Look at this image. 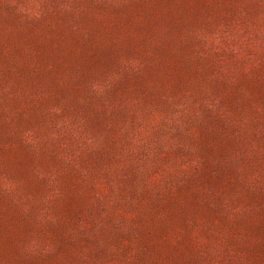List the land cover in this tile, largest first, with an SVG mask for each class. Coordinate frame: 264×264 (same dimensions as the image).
Instances as JSON below:
<instances>
[{
    "label": "rangeland",
    "instance_id": "1",
    "mask_svg": "<svg viewBox=\"0 0 264 264\" xmlns=\"http://www.w3.org/2000/svg\"><path fill=\"white\" fill-rule=\"evenodd\" d=\"M220 1L156 27L132 17L152 0H87L113 20L103 40L134 48L99 72L90 7L0 0L1 51L29 68L0 77V215L24 225L1 264H264V0ZM34 24L52 52L19 41Z\"/></svg>",
    "mask_w": 264,
    "mask_h": 264
},
{
    "label": "trees",
    "instance_id": "2",
    "mask_svg": "<svg viewBox=\"0 0 264 264\" xmlns=\"http://www.w3.org/2000/svg\"><path fill=\"white\" fill-rule=\"evenodd\" d=\"M86 1L87 0H76V4H85L87 7H90L84 13H82V15L90 20V24L94 32L93 41L95 44L91 46L88 52V59H85V64L91 67V69L96 68L99 72H103L104 70L108 69H114L113 67H115V64L117 63L118 51L119 53H126L132 56L134 48H131L130 46H126L125 48H122L120 46H112L111 43L105 42L103 40V38L105 37L104 25L108 24L109 26H114L113 20L111 18H107L105 22L103 20L102 22L96 21L93 17L92 3ZM204 1L205 0H194V3L188 4V2L185 0H152V2L150 3H147L145 5L143 4L144 8L140 4L137 5V7L133 11L132 17L138 18L147 16L148 19H151V22L156 21V27H169L175 24L177 25L182 23H191V20L199 16L201 11H199L198 6ZM229 2H231V0ZM219 3L224 4L225 1L221 0ZM173 4L178 5L180 9L175 10ZM205 7H207V4L205 5ZM76 13L78 14L79 12ZM39 29L40 26L38 24L29 26L25 31L17 34L19 41H21L23 47L29 48V46L32 44L37 49H39L38 52H52L54 46L52 45L51 41L47 40L43 45L35 42V40H38L37 30ZM2 42L3 41L0 40V77L6 78L9 74H17L18 69L23 72L24 77L25 74L29 71V68L26 64V59L24 58L23 51L20 50L18 46L14 45V51L12 52V54L7 55L5 51H1ZM100 45H102L104 49L100 47ZM48 58L52 59L53 57L48 54ZM179 76L181 77L180 80H183L189 75L181 74ZM50 87L54 91H61V87L55 82H52L49 88ZM45 91L49 94L47 90ZM46 99L47 100H45V103L49 100V98L46 97ZM203 135V138L198 139L199 143L202 142L205 137H207V135ZM199 149L201 153L205 152L211 154L212 156L210 158H216V154L220 152L218 150H221V148H215L207 142L205 145L199 146ZM192 184L194 183L179 184L180 187L177 186V198H169L162 205L165 209V217L166 215H168L169 211L176 209L178 205H186L192 203L191 198L188 197V193L191 189ZM1 203L3 202L0 201V207ZM15 214L17 213L7 210L6 213L0 215V264L4 260L10 261L11 263H13V260L16 261V258L13 257V252L15 251L16 247V237L20 233V231H22L24 225L18 224L16 222ZM145 232L146 234L144 239L142 240V243L144 245H148L151 240H153V238L157 237L158 232L147 231V229ZM55 233L57 232L55 231Z\"/></svg>",
    "mask_w": 264,
    "mask_h": 264
}]
</instances>
